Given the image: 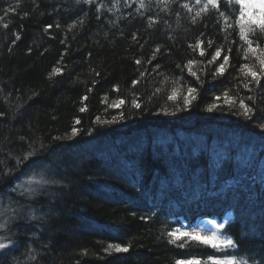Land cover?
Instances as JSON below:
<instances>
[{
  "label": "trees",
  "instance_id": "16d2710c",
  "mask_svg": "<svg viewBox=\"0 0 264 264\" xmlns=\"http://www.w3.org/2000/svg\"><path fill=\"white\" fill-rule=\"evenodd\" d=\"M261 59L236 0H0V264H264Z\"/></svg>",
  "mask_w": 264,
  "mask_h": 264
},
{
  "label": "snow or ice",
  "instance_id": "6c2138e0",
  "mask_svg": "<svg viewBox=\"0 0 264 264\" xmlns=\"http://www.w3.org/2000/svg\"><path fill=\"white\" fill-rule=\"evenodd\" d=\"M236 2L238 4H240L241 9H242V16H247L248 19L251 21V23L253 24H257L262 31H264V0H236ZM209 3H212L213 6L216 5V0H209ZM254 9H259L258 13H254L253 10ZM243 32V29H242ZM19 38V37H17ZM203 54V53H201ZM219 56V51H217L216 55L213 57V60H215L217 57ZM228 57H224V60L227 61ZM212 61H209V63H211ZM137 63H139V61H137ZM191 64V61L189 62ZM261 65H264V59L260 60ZM59 69H55L54 72H59ZM217 72L221 73L223 72V65H220V67L217 68ZM249 74L253 76V78H256V73L252 72L250 69L248 70ZM192 75H195V73L193 72ZM135 83V81L133 82ZM245 87H247V85H245ZM196 92V89L194 88H189L188 89V93L189 96L185 97V105L187 106L192 99H195V95L194 93ZM225 96L227 97L226 103H229V105H231L232 103H234V101L232 100L231 97L227 96V93H225ZM173 96H170L169 99H173ZM217 99H219V97H217ZM118 103H123V101H119ZM135 107H139V104L135 103V101L133 102ZM112 106H118V104H113ZM240 106L241 108L244 110L243 114L248 117L249 113L252 111V109H250L247 105L244 104V102L241 100L240 101ZM216 107V105H212L209 108V111L212 110V108ZM81 111H84V109L82 108ZM78 123V121H77ZM261 128H264V125H260ZM76 130L73 129V135H75ZM30 155V154H29ZM25 159H27V157H25ZM33 177H30L28 179V181H26V183L31 184L33 182ZM36 183H41L42 181H35ZM25 191H32V189H25ZM0 227H4V225L0 224ZM219 227L223 228V225H219ZM169 235H173V233H169ZM183 235H188L187 233H184ZM191 240L203 243L205 245H211L214 249H220L221 247L223 248H234L236 245L235 243L231 240H225L222 241L220 243L216 242V237L213 236L211 238L208 237H200L199 235H191L189 237ZM171 242V241H170ZM183 245H181L182 247ZM6 247V245L0 243V249H4ZM110 248L113 247L112 245L109 246ZM128 249L127 248H122L119 245L115 246V251L117 252H126ZM209 260L212 261V264H247L246 261L243 260H236L235 257L230 254V253H225V258L224 259H220V258H216L215 256H209ZM193 264H199V262H193ZM206 264V262H205Z\"/></svg>",
  "mask_w": 264,
  "mask_h": 264
},
{
  "label": "rangeland",
  "instance_id": "374dc122",
  "mask_svg": "<svg viewBox=\"0 0 264 264\" xmlns=\"http://www.w3.org/2000/svg\"><path fill=\"white\" fill-rule=\"evenodd\" d=\"M214 227H215V224L211 220H202L200 222V225L198 227H196V229H192V230L186 231V232H179L178 235L184 236L183 234L187 233L190 236L195 234V235H199L200 237L211 238L214 236V234L211 232ZM216 242L220 243L222 241L221 240L218 241L216 239Z\"/></svg>",
  "mask_w": 264,
  "mask_h": 264
}]
</instances>
